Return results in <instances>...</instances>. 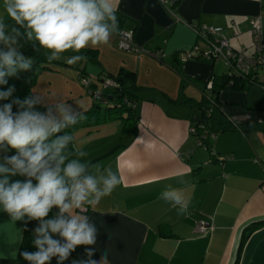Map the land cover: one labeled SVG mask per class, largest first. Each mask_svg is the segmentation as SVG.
<instances>
[{
	"label": "crops",
	"instance_id": "0c3cea01",
	"mask_svg": "<svg viewBox=\"0 0 264 264\" xmlns=\"http://www.w3.org/2000/svg\"><path fill=\"white\" fill-rule=\"evenodd\" d=\"M258 14L262 15L264 32V0H119L118 32L132 29L141 51L119 48L117 32L107 45L82 49L78 54L87 56V61L77 66L67 65L63 59L39 61L32 53L44 52L21 41L19 50L33 59V69L9 78L0 90L14 85L15 90L29 87L33 93L35 77L45 73L37 72L36 67H48L52 71H47L49 78L67 71L59 76L73 96L69 105L76 112L91 104L77 82L78 76L91 72L97 77L115 75L121 70L135 73L137 134L134 138L128 135L126 147L100 168L117 172L121 183L95 208L87 207L82 213L98 229L96 244L86 246L94 250L92 259L100 261L105 254L107 264H264V126L250 127L264 124V110L252 109L264 105V97L249 98L248 88L244 90L233 82L221 88L220 105L213 108L215 115L223 121L232 119L241 130L219 131L209 137L215 156L190 132L197 109L171 101L182 84L187 96L199 98L203 92L209 95L206 80L228 71L227 66V71L219 73L213 56L177 57L193 46L204 52L209 49L199 31L219 27L233 49L250 48L249 21ZM0 19L10 22L3 0ZM62 66L73 69L63 71ZM9 102L0 101V105ZM13 111H17L15 105ZM113 123L121 130L119 121ZM166 188L183 191L190 201L186 214L178 215L177 208L161 198ZM57 211L53 208L52 216ZM26 221H13L0 210V259L16 257L25 228L34 236L38 222ZM199 223L205 226L204 233L197 232ZM251 223L260 225L248 230ZM244 233L248 235L238 253ZM70 261L71 257L64 262Z\"/></svg>",
	"mask_w": 264,
	"mask_h": 264
},
{
	"label": "clouds",
	"instance_id": "9594fccd",
	"mask_svg": "<svg viewBox=\"0 0 264 264\" xmlns=\"http://www.w3.org/2000/svg\"><path fill=\"white\" fill-rule=\"evenodd\" d=\"M119 0H3V9L10 17L0 19V86L20 72L32 71L33 59L19 50L21 41L44 50L49 63L63 59L67 65L87 61V56L71 50L109 44L119 31L116 15ZM15 86L0 90V210L13 221H37L32 244L34 252L20 256L28 264H63L78 246L96 244L98 229L85 214L87 207L99 202L121 183L117 172L108 168L96 174L82 163L88 154L70 150L74 136L64 130L83 117L68 103L58 100L37 110L41 97H13ZM17 111H13V106ZM14 152L12 155L7 153ZM24 177L13 180L12 177ZM161 198L177 208V214L188 212L189 199L182 190L166 188ZM58 211L50 217L52 209ZM77 210H80L79 212ZM54 236L59 237L55 239ZM94 250L86 248V260L72 264H107L92 259Z\"/></svg>",
	"mask_w": 264,
	"mask_h": 264
},
{
	"label": "trees",
	"instance_id": "16d2710c",
	"mask_svg": "<svg viewBox=\"0 0 264 264\" xmlns=\"http://www.w3.org/2000/svg\"><path fill=\"white\" fill-rule=\"evenodd\" d=\"M31 56L34 58L36 57L37 59H39V61L47 60L44 53H32ZM202 56L203 55L201 54V52H199L193 58H201ZM177 57L181 60V55H177ZM227 66L228 71L226 73L220 75H211L210 78L206 80L205 86H207L206 88L211 91L209 95L203 92L199 98L187 96L184 92V85L182 84L177 96L175 98H172L171 100L175 103H188L189 105L197 109V113L194 118L195 122L191 126V128H195V131H191V134L196 136L197 143L200 146L206 147L213 156L215 155L212 152L211 145L208 141V138L211 135L215 136L219 131L234 129L241 130V127L238 126L237 123L232 119L228 118V116V120L223 121L218 119L215 115L213 108L219 107L220 105L219 93L221 88L227 82H233L235 83V85L243 88L244 90L249 88L251 85H256L264 89V74H262L261 72H254L252 74L250 73L248 74V76L243 77L232 71V68L229 64H227ZM260 74L262 75V77L259 76ZM107 76L114 81V84L102 87L103 83H101L100 86L97 87L98 83L96 81L87 80L86 83H83L90 95L91 104L87 108L77 111L83 118L80 119L76 125L65 129V132H68L74 136V134L80 129H86L87 131L98 129L103 120L106 122L119 121L121 123V130L123 132H126L131 138L135 137V135L137 134L139 122V114L136 110L137 96L133 91L135 87V73L132 71L121 70L115 75L107 74ZM79 77L82 78L83 75H80ZM185 78L186 77H184V79ZM97 79H100L103 82L105 78L101 75L98 76ZM96 90L100 91L99 96L94 95V91ZM29 95H33L29 87H25V89H16L13 93V97H18L20 99H23L24 97ZM43 109L44 106L42 104L37 105L38 111H42ZM252 109L264 110V105L255 106ZM262 126H264V124L254 123L250 127L257 128ZM202 134L206 135L205 138L202 137ZM125 147V143H112L109 146L91 151L86 157L81 160V162L88 164L89 172L93 174L96 171L97 166L101 168L104 165V162L107 161V159L116 155ZM69 149L73 151L77 150L74 142L73 144L69 145ZM51 216L52 212L50 213L49 218H51ZM257 224L259 223L249 224L248 230L256 227ZM247 235L248 233H244L242 235L238 246V253L241 251L244 242L246 241ZM33 238V234L27 228H25L16 257L14 259H0V263L14 264L17 262L26 261L20 256V253L23 251L34 252L36 250L32 244ZM86 248V246H78L70 255L71 261L63 262V264H72L73 260H86L88 258L86 256ZM51 264H57V261L51 262Z\"/></svg>",
	"mask_w": 264,
	"mask_h": 264
},
{
	"label": "built area",
	"instance_id": "2783aa9c",
	"mask_svg": "<svg viewBox=\"0 0 264 264\" xmlns=\"http://www.w3.org/2000/svg\"><path fill=\"white\" fill-rule=\"evenodd\" d=\"M165 1V0H161ZM177 1V0H174ZM261 14L253 16L250 18V33L252 38V45L250 48L241 47L238 49H233L230 46L229 39L223 33V30L219 27L208 26L203 30L199 31V36H201L207 43L209 49L207 51H201L197 46L191 47V49L185 50L181 54V58L194 57L196 54L201 52L204 56L221 55L226 64H229L236 74L243 77L248 76L254 72H261L264 74V32H262L261 27ZM118 46L124 50H132L136 53L141 51V48L134 42L133 31L132 30H122L117 34ZM158 56V54H156ZM84 80L83 83H86ZM102 87L114 84L111 78L104 79L102 82ZM95 96L100 95V91H94ZM194 132L195 128H190V132ZM205 134L202 137L205 138ZM211 135L210 137H212ZM198 233L205 232V226L199 223L196 227Z\"/></svg>",
	"mask_w": 264,
	"mask_h": 264
},
{
	"label": "rangeland",
	"instance_id": "374dc122",
	"mask_svg": "<svg viewBox=\"0 0 264 264\" xmlns=\"http://www.w3.org/2000/svg\"><path fill=\"white\" fill-rule=\"evenodd\" d=\"M38 51L44 52L43 49H40ZM69 51H70L69 54H66V55L63 54V56L69 57L71 55L78 54V53L72 52L71 50H69ZM88 63L91 66H95V67L97 66V63H94L92 61H88ZM216 63L219 64V67H218L219 73H221L223 71H227V64L221 55H217ZM77 64H75V66H77ZM36 68H37L36 71L38 70L37 72H40V71L44 72L45 71V73H42V74L39 73L35 77L36 84L33 87H36V88L33 89L34 96L41 97V101H42L41 103L45 104V105L49 102H55L56 103L58 100H62L64 102L70 104L73 96H71L67 92L69 90H67V88L65 89L66 85L64 84V80H63L62 76H59V75H63V74L67 73V71H65L63 69H73V68L62 66L61 69L65 72L63 74L58 73L59 75H52L51 78H49V75L47 74V71L52 72L49 69H47L48 67L41 68V69H38L40 67H36ZM26 76L30 77L27 74H26ZM102 76H104L105 79L108 78L107 74H103ZM259 76L262 77L261 74ZM84 80L96 81L98 83L97 87L100 86V84L102 83V80L97 79L96 72H91L87 75H83L82 78L79 76L77 77L78 84L84 89L86 95L88 94L87 96L90 98L88 90L83 85L82 81H84ZM29 81H30V83L32 82V80H30V79H29ZM247 92H249V94H248L249 98H255V99L261 100L262 97H264V89H262L258 86L256 87V85H251L247 89ZM45 110H46V107H45L44 111ZM100 126L101 127L98 130L93 129L92 131L83 130V131H78V133L76 132L74 134V143H75L76 149L77 150H83V151L87 152V154H88L93 150H96V149H99V148H102L105 146H109L112 143H116V142L125 143L128 140L127 139L128 134L126 132H123L122 130H120V127L117 126V123L106 122L103 120L101 122ZM200 150L201 149H199V152H200Z\"/></svg>",
	"mask_w": 264,
	"mask_h": 264
}]
</instances>
